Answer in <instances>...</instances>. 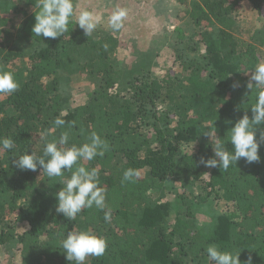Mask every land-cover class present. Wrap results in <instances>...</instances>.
<instances>
[{
	"label": "trees",
	"instance_id": "16d2710c",
	"mask_svg": "<svg viewBox=\"0 0 264 264\" xmlns=\"http://www.w3.org/2000/svg\"><path fill=\"white\" fill-rule=\"evenodd\" d=\"M101 1L111 10L128 9L125 20L147 2L157 11L170 3ZM244 1L264 18V0H171L195 29L173 33L167 68L156 78L143 68L134 73L111 63L120 38L108 20L90 37L73 20L64 35L44 38L32 33L37 0H0V68L14 73L19 83L15 93L0 96V137L15 142L11 151H0V247L13 246L17 254L9 263L75 264L66 260L61 241L71 230L92 229L108 247L86 264H210V244L241 250L242 262L251 257L252 264H264V144L258 162L241 158L227 171L200 164L201 157L214 156L205 133L216 132L232 151L228 132L245 113L252 116L258 90L250 92L244 72L260 62L264 28L247 41L235 36V13ZM25 36L32 48L23 51L15 39ZM60 73L93 84L82 103H70ZM58 117L66 121L63 127L55 126ZM259 128L264 131V125ZM64 131L69 147L89 142L93 131L108 141L103 157L81 163L99 169L111 222L95 207L68 220L56 212L61 178H49L39 167L21 170L13 162L26 151L42 156L45 144L58 141ZM128 168L138 169L140 177L122 183ZM192 182L198 192L176 193V184ZM168 188L178 203L151 194ZM215 201L233 211L210 210L207 225L197 226L196 214Z\"/></svg>",
	"mask_w": 264,
	"mask_h": 264
},
{
	"label": "clouds",
	"instance_id": "9594fccd",
	"mask_svg": "<svg viewBox=\"0 0 264 264\" xmlns=\"http://www.w3.org/2000/svg\"><path fill=\"white\" fill-rule=\"evenodd\" d=\"M36 7L39 11L35 13L32 33L44 38L56 39L64 35L68 32L69 24L73 20L83 30V34L90 37L103 20L99 13L88 9L81 10L76 15L77 6L74 4V0H37ZM127 16L128 9L116 6L108 17V26L114 33L119 32L124 27ZM250 73L247 88L250 92L253 88L258 90L255 94V102L251 105L252 116L250 118L245 113L228 132V143L230 142L233 146L232 151L227 149V143L224 139L219 138L216 132L204 134L213 141L214 156L208 159L201 157L200 159V164L207 168L218 167L227 171L231 166H236L241 158L247 164L260 160L258 153L261 144H264V131H260L259 128L264 125V62L258 63ZM244 74L248 75L249 72H244ZM236 87L237 85L233 84V88ZM18 89L19 83L14 73L0 68V96L12 95ZM65 123L66 121L59 117L54 120L57 127H63ZM44 135L41 133L42 137ZM88 140L89 142L82 145L72 144L69 147L67 146L69 132L64 131L58 141L52 140L45 144L42 156H37L35 152L28 154L26 151L13 162L21 170L36 171L39 167L42 169V173L49 178H61L59 184L62 185V188L55 193L56 212L63 214L68 220L76 219L83 209L95 207L104 211L105 222H111L112 210L106 203L107 189L100 186L99 169L89 170L81 163L82 161H92L96 157H103L110 150V145L107 140L94 131ZM14 147L15 142L11 137H0V151L8 152ZM66 171L71 172L70 178L64 177ZM139 177L138 169L128 168L123 173L122 183L135 182ZM61 247L67 261L86 264L88 257H100L105 254L108 241L104 236L94 233L92 229L71 230L61 241ZM206 252L210 264H252L251 257L244 262L240 260L241 250H221L217 244H210Z\"/></svg>",
	"mask_w": 264,
	"mask_h": 264
},
{
	"label": "rangeland",
	"instance_id": "374dc122",
	"mask_svg": "<svg viewBox=\"0 0 264 264\" xmlns=\"http://www.w3.org/2000/svg\"><path fill=\"white\" fill-rule=\"evenodd\" d=\"M143 1L145 3V0ZM157 1L158 3L160 2V0ZM169 2L165 8H161L158 11L156 7L155 9L152 8L151 3L153 2H147L143 6L144 8L139 7L134 16L124 21V27L118 32L120 47L111 55V63L117 69L138 73L143 68L156 78L163 74L164 69L167 68V59L171 52L170 46L174 41V38H172L173 33L177 29L189 30L191 33L190 29L194 28L193 26L188 27L187 20H185L184 14L180 12L178 4L172 3L171 0ZM81 3L85 6H81ZM77 4L76 15L79 14V11L88 9L99 13L103 17L102 22L108 20L113 11L107 4H102L101 0H94L93 3L90 0H79ZM235 14L237 25L235 36L244 41H247L254 31L264 28V18L254 15L247 1L240 3ZM17 41H19L18 45H22L23 51L32 48V42L28 41L26 36L25 39L16 38L15 44ZM260 58V62H264V52H262ZM17 65L21 66V63L18 62ZM250 76L251 73L249 72L247 75L249 81ZM60 78L61 89L65 94L71 96L70 103L73 105L82 103L86 94L93 89V84L87 83L80 77L74 75L68 77L67 74L60 73ZM196 185L194 182L188 183L183 187L180 184H176L175 191L180 194L192 190L193 192H198ZM151 194L154 198H159V200L178 203L175 196H173L174 192L169 188L159 191L154 190L151 191ZM175 202L173 205L176 204ZM210 204L211 208L204 207L202 211L196 214L197 226L207 225L208 217L206 215L210 210L211 213L214 210L221 213L233 211L230 204H224L222 201H215ZM13 218V216H9L7 220L13 221ZM10 259H17L13 246L0 247V264H11L9 263Z\"/></svg>",
	"mask_w": 264,
	"mask_h": 264
}]
</instances>
